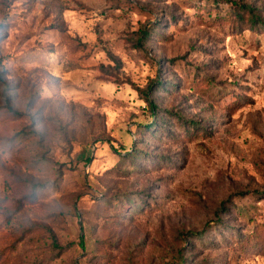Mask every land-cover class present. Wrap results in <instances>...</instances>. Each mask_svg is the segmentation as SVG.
<instances>
[{
	"label": "rangeland",
	"instance_id": "obj_1",
	"mask_svg": "<svg viewBox=\"0 0 264 264\" xmlns=\"http://www.w3.org/2000/svg\"><path fill=\"white\" fill-rule=\"evenodd\" d=\"M232 2L264 18V0H0V264H264V30Z\"/></svg>",
	"mask_w": 264,
	"mask_h": 264
},
{
	"label": "trees",
	"instance_id": "obj_2",
	"mask_svg": "<svg viewBox=\"0 0 264 264\" xmlns=\"http://www.w3.org/2000/svg\"><path fill=\"white\" fill-rule=\"evenodd\" d=\"M231 7L238 11L236 19L238 20L239 24H245L248 30L249 29L253 31L254 30H264V18L260 14L257 13V9H255L253 6L249 4L237 5L236 3L232 2ZM140 35L141 37L139 38L138 43H140L142 40L144 41L147 40L148 38L147 30L141 31ZM152 92H154V90L149 87L148 89L142 90L140 94L142 95V98L144 99L151 113L154 114L157 107H156V104L154 103V99L151 98ZM161 121L163 123L162 118L156 115V121H153V122H150L149 124L144 125L145 131L147 132L145 134L154 135L158 132L157 130H159V128L161 130V125H158V127H156L157 122H159V124H162ZM135 153L136 152L134 153L131 152L130 154L126 153V159H130V160L134 159L133 155ZM89 160L90 158L86 159L87 162H89ZM132 208L134 207L132 206ZM214 229H217V227ZM258 233H259V230L257 231L255 228L248 231V233H246L245 236L242 235V233H240V235L238 236L237 234L231 235L228 232H224V233L218 234L217 239L220 240V242H225V243L226 241L234 242L239 249H243V248L250 247L253 244V242L258 241ZM79 239H80L81 246L84 247L83 237L79 236Z\"/></svg>",
	"mask_w": 264,
	"mask_h": 264
}]
</instances>
